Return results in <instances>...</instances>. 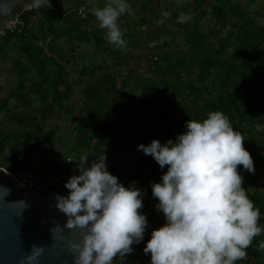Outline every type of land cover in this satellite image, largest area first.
Instances as JSON below:
<instances>
[{"label":"crops","instance_id":"0c3cea01","mask_svg":"<svg viewBox=\"0 0 264 264\" xmlns=\"http://www.w3.org/2000/svg\"><path fill=\"white\" fill-rule=\"evenodd\" d=\"M214 1L128 0L129 12L118 21L126 41L122 47L107 41V30L99 28V22L92 15L81 31L90 44L79 45L74 58L46 54L32 60L29 56H21L26 62L24 86L20 83L23 77L13 70L12 64H1L0 97L10 100L11 114H1L0 129L6 131L1 134L11 136V151L7 150L4 157L11 168L15 167L14 174L21 180L26 176L32 183L48 187L51 192L68 193L70 190L65 183L72 176L74 165L84 155L88 156L91 165L95 151L108 147V170L114 175H126L122 155L115 154L118 152L114 150L115 144L120 140L125 144L135 126L141 129L146 125L147 130L142 133L138 129L136 140L140 144H150L155 139L156 127L164 122L159 115L151 114L161 108L163 101L165 108L182 111L181 107L173 108L168 102L178 78H183L187 85L196 84L205 73H227L225 65L232 59L235 62V53L241 43V40H234L237 39L235 35H240V29L234 31L233 27L238 24L241 28L246 24V16L252 23L247 31L252 27L256 32H264V3L258 6L256 0H228V10L224 13L213 7ZM107 2L99 1L94 7H104ZM238 10L248 14L242 19ZM181 15L186 18L183 22L179 19ZM253 17H259L262 25L259 26ZM224 32L230 36L224 38ZM61 45L65 50L69 48L64 40ZM257 56V63L263 69L259 79L263 81L264 50L257 49ZM32 61L35 65L30 64ZM2 66L8 67L6 71H2ZM62 67L65 73L60 72ZM228 70V74L234 72V69ZM214 82L207 80L204 84L200 103L203 108L208 101L218 99L220 85ZM90 83H97L98 87L89 86ZM98 89L104 95L103 113L108 118L104 124H98L103 130L93 140V147L84 150L77 143L75 127L92 118V110L97 104L92 102L93 98L89 99V95L98 93ZM184 93L182 90L181 94ZM10 96L14 98L10 99ZM179 100L186 103L182 111L185 117L188 108H201L194 105L193 97ZM257 100L264 107V99ZM109 109L113 111L111 115ZM137 114L141 119L136 118ZM260 123L264 129V120L255 125ZM256 126L254 132L260 131ZM13 144L27 149L20 160L14 159ZM98 144L101 146L94 148ZM133 154L139 158L153 157L137 148ZM0 168L5 169L1 164Z\"/></svg>","mask_w":264,"mask_h":264},{"label":"clouds","instance_id":"9594fccd","mask_svg":"<svg viewBox=\"0 0 264 264\" xmlns=\"http://www.w3.org/2000/svg\"><path fill=\"white\" fill-rule=\"evenodd\" d=\"M32 2L52 6V0ZM127 12L128 0H108L92 9L98 27L107 30V41L117 47L126 43L118 21ZM138 150L153 156L162 169L167 166L162 180L151 185L159 201L156 208L166 218L152 230L144 248L151 264H236L246 258L264 225L239 170L242 165L255 172L254 159L229 118L213 111L202 121L189 119L186 131L174 140L154 139ZM78 172L65 183L69 194H57L54 205L68 217L66 227L85 229L82 242L70 243L75 264H113L117 255L126 256L144 240L149 224L140 211L145 193L121 183L108 170L106 156L91 165L88 156H82ZM259 247L264 250V241ZM43 250L34 243L24 264H36Z\"/></svg>","mask_w":264,"mask_h":264},{"label":"trees","instance_id":"16d2710c","mask_svg":"<svg viewBox=\"0 0 264 264\" xmlns=\"http://www.w3.org/2000/svg\"><path fill=\"white\" fill-rule=\"evenodd\" d=\"M226 1L228 0H216L213 2V7L216 10H221L226 13L228 10V3ZM249 5H251V2ZM67 12L68 11L63 10V7L59 4V0H52L51 7L45 4L39 7L38 10H33L32 12H25L23 10L20 15L26 20L27 24L24 31L20 34L7 32L5 36L0 35V60L5 64H12L13 70L20 72L21 77H23L25 72L24 65L26 62L21 56H29L32 60L46 54L72 56V58H74V54L77 52L79 45L90 44L89 38L87 37V39H85L82 37L83 34L81 31L91 18L85 21L76 20L74 18L65 19ZM238 13L240 14L239 17L242 19L248 14L245 10H238ZM245 19L248 22L246 24L244 23L241 28L238 27V24L233 27L234 31L240 29V35H235L234 38L237 39L234 40H241V43L235 53V62L232 59L225 65L227 73H222L221 75H218L214 71L212 74L205 73L196 80L195 83L198 84L197 86H195L196 84L194 83L185 85L182 81L183 78H178L177 85L174 86V92H172L168 102L173 108L178 109L181 107L183 111L186 103H181L179 99L183 97H193L194 105L201 106V108L198 110L191 107L188 108L186 122L189 119L202 121L210 112L221 111L229 118L235 129L242 134L245 140V147L253 156L255 172L245 170L242 165L239 170L244 177V187L248 197L254 202L256 207L260 209L261 215L263 216V218L259 220V223L264 225V129L260 133L254 132L256 130L254 129L255 124H257L258 121L264 120V107H260L258 104L262 103L257 100L259 98L264 99L262 95V92H264V80L261 81L258 79V81H260H256V77L261 75L263 71L262 67L257 63V49L264 50V32H256L252 27L250 31H247V28H250L252 23L247 16ZM63 40L69 45L67 50L61 45ZM40 43L46 46L44 45L41 47L39 45ZM35 63V61H32L30 64L35 65ZM214 69L217 70V67L215 66ZM228 69H230V71L234 69V72L228 74ZM60 72L65 73V69L63 67L60 68ZM26 80L25 77L21 78V86L25 85ZM207 80L211 81V83L215 81L214 84L218 83L220 85V91L217 95V101H208V105L203 108L200 103L203 95L202 89ZM254 83L256 88H254ZM89 86L98 87V84L90 83ZM182 90L185 92L184 94H181ZM99 97H102L101 100H96ZM13 98L14 97L10 96V99ZM89 99L97 104L95 105V109L92 110L94 111L92 118L88 122L82 121L79 124L77 123L75 127L77 143L84 150H90L93 147V140L98 137V133L103 130L98 124H104L105 119L108 118L107 114L103 113L104 108L102 104H104V95L100 94V90L98 89V93H94L91 96L89 95ZM112 113L113 111L109 109V115ZM161 113L164 122L156 127L154 132L155 135L153 136L155 139H159L162 143H166L169 139L174 140L178 134L186 131L185 122L180 132L175 134L173 128H171V126H173L171 123L173 118L171 119L170 112L167 111L165 107H162ZM1 114L10 115L11 108L10 100H4L0 97V115ZM94 118L96 119L94 120ZM96 122L98 123L96 124ZM138 129L139 128L135 126L132 131H130V136L126 139L125 144L123 140H120L114 146L116 147L114 150H118L115 154L120 153L122 155V161L125 166L123 167L124 169H122L126 171V175L118 174L116 176L126 187L135 186L141 188L145 193L144 198L148 201H155L157 205L159 201L157 198L153 197L151 185L154 182H160L162 180V175L167 171V166L162 169L153 157L139 158L137 154H133L135 148L138 149V145H140L136 140L139 137L136 136ZM2 131L3 130L0 129V153L6 154L7 150L10 149L11 136L8 133L1 134ZM3 132L6 131L4 130ZM100 146L101 145L98 144L94 146V148ZM106 149L109 148H101L95 151L96 156H94L91 161L101 159L104 156H106V161H108L109 153ZM99 155L102 157H99ZM80 164L81 161L74 165V169L71 173L72 176L79 174L78 168ZM14 175L17 176L16 174ZM156 205L152 212V216L148 217L149 224L144 235V240L134 244L133 251L126 256L117 255L114 264H133L137 258L136 254L148 255L145 254L144 248L148 240L151 239L152 230L160 228L166 223L163 212L158 210ZM157 210L161 212V215L156 217ZM261 241H264V232L253 239L252 244L247 249L246 258L238 260L236 264H264V250H261L259 247Z\"/></svg>","mask_w":264,"mask_h":264},{"label":"water","instance_id":"95a60500","mask_svg":"<svg viewBox=\"0 0 264 264\" xmlns=\"http://www.w3.org/2000/svg\"><path fill=\"white\" fill-rule=\"evenodd\" d=\"M78 3L59 0L64 10ZM31 7L32 0H0V32ZM57 194L69 193L38 192L0 168V264H24L34 243L44 249L36 264H75L70 243L82 242L85 229L66 227L68 217L54 206Z\"/></svg>","mask_w":264,"mask_h":264},{"label":"built area","instance_id":"2783aa9c","mask_svg":"<svg viewBox=\"0 0 264 264\" xmlns=\"http://www.w3.org/2000/svg\"><path fill=\"white\" fill-rule=\"evenodd\" d=\"M99 1H108V0H82L79 1L78 5L75 8H72L71 10H68V12L65 15V19L74 18L76 20H89L91 16L93 15L92 9L93 6L98 3ZM39 7H31L28 9H25V12H32L33 10H38ZM26 20L21 17V15L14 17L12 22L10 23L8 29L6 32L1 33V36H5L7 32L10 33H22L24 29L26 28ZM158 58L156 57V60ZM172 118L174 120V126L173 131L175 134L180 132V129H182L183 124L186 122L185 114L182 113V111L172 110ZM17 178V177H16ZM18 179V178H17ZM26 185H28L30 188L41 192V193H49L51 192L48 187L41 186L37 183H28L26 180L23 181ZM69 193V192H68ZM156 205L155 201H148L144 198V207L141 209L142 213L147 215V218L152 216V212L154 211V207ZM157 215V214H156ZM263 216H260V219H262Z\"/></svg>","mask_w":264,"mask_h":264},{"label":"rangeland","instance_id":"374dc122","mask_svg":"<svg viewBox=\"0 0 264 264\" xmlns=\"http://www.w3.org/2000/svg\"><path fill=\"white\" fill-rule=\"evenodd\" d=\"M257 1V5L258 6H263V3H264V0H256ZM256 8L258 9V7L256 6ZM253 18H255L256 19V21L259 23V26H261L262 25V20L258 17V18H256V17H253ZM262 33V32H261ZM230 36V33H227V32H224L223 33V37L224 38H227V37H229ZM4 65L3 64V62H2V60H0V65ZM7 66V65H6ZM8 67H5V66H2V71H6V69H7ZM259 79V76H257L256 77V81ZM254 88H256V86H255V83H254ZM260 107H262V105L263 104H258ZM162 107H164V101L162 102V105H161V108L159 109V110H161L162 109ZM159 110H155V111H153L152 112V116H154V115H159L160 117L162 116V113H161V111L159 112ZM166 110L167 111H169L170 113V117H171V119H172V113H171V110H169L168 108H166ZM1 117H2V115H0V120H1ZM136 118H139V119H141V117H140V115L139 114H137L136 115ZM155 123V121L152 123V125ZM171 123L173 124V126H174V123H173V120H171ZM4 125V124H3ZM6 126V125H5ZM159 126V125H158ZM157 126V127H158ZM173 126H171V128H173ZM256 126V125H255ZM147 127H148V125H146V126H144V127H142L141 129H139V131L142 133L143 132V130H147ZM7 127H4L3 129H6ZM256 128H257V130H260V131H258V133H260V132H262V130H263V127H262V123H260V125L259 126H256ZM174 132V131H173ZM13 146L15 147V151H14V159H19L20 160V157H21V154L23 153V154H25L26 152H27V149L25 148L24 149V146H22V145H15V144H13ZM0 164L5 168V169H8V170H11L12 171V173H15V171L16 170H14V168H11V166H9L8 165V162H6L5 161V157H4V154H2V153H0ZM22 178H24L29 184L31 183V180L28 178V177H26V176H23ZM23 180V179H22ZM161 215V212H159L158 210H157V215H156V217L157 216H160ZM138 252V251H137ZM137 255V258L135 259V262L133 263V264H144V263H148V264H151V256H150V254H148V255H140V254H136ZM142 256V257H141Z\"/></svg>","mask_w":264,"mask_h":264}]
</instances>
